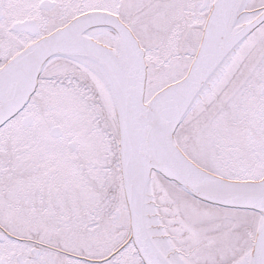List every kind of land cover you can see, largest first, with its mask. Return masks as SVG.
Masks as SVG:
<instances>
[{
    "label": "snow or ice",
    "instance_id": "snow-or-ice-1",
    "mask_svg": "<svg viewBox=\"0 0 264 264\" xmlns=\"http://www.w3.org/2000/svg\"><path fill=\"white\" fill-rule=\"evenodd\" d=\"M0 264H264V0H0Z\"/></svg>",
    "mask_w": 264,
    "mask_h": 264
}]
</instances>
